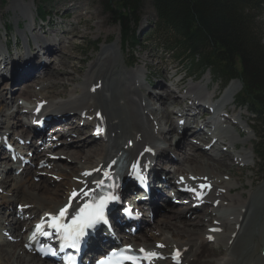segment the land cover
Instances as JSON below:
<instances>
[{
  "label": "bare ground",
  "instance_id": "6f19581e",
  "mask_svg": "<svg viewBox=\"0 0 264 264\" xmlns=\"http://www.w3.org/2000/svg\"><path fill=\"white\" fill-rule=\"evenodd\" d=\"M33 4L32 1L15 0L10 6L15 18L19 14L20 17H25L28 20L24 30H17L21 37L19 38L23 40V46L19 51L15 44V52L19 51L16 58L10 56L15 52H11L8 46L0 40V61H4L0 67L1 81L6 79L12 85L24 82L22 91L13 102L10 101L12 90L8 92L5 87L0 90V142L13 129L9 142H12L11 144L19 150L32 154L30 159L28 155L23 157V160L30 164V167L24 165L23 168V161L19 160L20 158L13 150L0 156V161H2L0 169L4 165L9 170L0 172V174L7 172L3 176L9 175L0 180V264H51L34 251V240L27 239L34 225L40 220L47 222L49 215H57L62 207L69 204V197L74 190L77 193H92L98 187L96 183L98 180L104 179L107 182L108 179H105L103 175L105 171L110 173L111 180L115 183L113 191L118 194L123 190L125 192L123 178L129 170L133 169L134 164L137 165V174L147 183L150 190V196L147 195L146 198L149 196L148 201L152 205L151 208L158 206V202H161L163 205H167L169 212L160 215L152 227L151 225L147 226V219L142 218V224L146 228H140L142 233L139 232L134 237H127L116 234L118 230L113 229L116 228L115 219H124L121 210L126 208L124 205L117 207L107 217L113 235L108 234L102 225L99 226L95 241L89 243V250L95 249L100 240L104 241V244L114 247L118 238H124L129 240L127 244L157 253L160 258L153 264H172L170 259L173 253L179 254L181 264H186L190 259H192L191 264H264V227H261L262 234L257 237L260 226L257 216L261 212L259 200H263L264 203L262 194L264 188L261 189L264 184L254 187V181L249 180V189H246L240 178L232 179V173L225 172L227 170L225 155L218 150V147L222 145L221 149L227 152L224 147L226 144L229 145L232 149H229L230 152L236 153V158L232 157V164L237 168L247 166L251 160V154L253 155V151L246 150V145L251 144L253 131H250L251 128L243 120L242 114H229L226 109L227 105L233 104L236 110L238 106L242 107L238 102L235 103V96L242 89L240 81L231 80L227 83L223 87L222 96L215 102L213 99L218 93L220 94V91L217 93V90L212 92L208 89L209 74L204 76L202 81L190 82L189 85H186L184 92H178L183 96L182 100H187V110L178 108L176 111L168 112L163 105L161 111L157 112L165 124L171 121V116L175 120L173 128L170 131H165L160 119L145 102L146 95L149 94H146L144 89L147 84L145 83L146 69L141 66L128 69L124 66L119 36H116L112 44L103 43L100 51L96 53V58H93L87 66L86 72L82 76H77L76 73H71L73 66L68 61L70 57L62 52L66 48L67 40L45 37L41 34V29L34 33L37 27L34 23ZM29 38L35 46H39L38 44L44 46L40 48L41 51L43 49L45 52L55 50L64 54L58 62L61 64L60 66L64 67L62 71L48 67L46 69L45 66L41 72L50 77L66 76V85H68L70 93L67 98H60L54 93L48 96L50 90L55 89V86L62 87L65 82L60 83L53 80L45 83L46 81L40 80L43 77L41 75H38L39 77L36 79L38 73L34 74L32 78L26 75H21L24 79L17 78L19 72L24 73L29 68L28 63L34 51L38 54L36 50L31 49ZM19 63H23V65L20 66ZM18 67L20 68L14 71ZM38 69L41 70V67ZM203 74L204 72L201 73V75ZM129 78H131V82ZM179 82L180 80L176 83ZM150 84L147 86L149 87ZM177 84L171 85L174 88V91L171 92H177ZM154 97L155 101L159 103L162 101L167 103L168 98L173 99L166 92L164 95L159 93ZM174 99L170 100L168 104L175 103L177 97ZM40 102L45 103V107L42 108L45 111L49 107L52 109L49 110L51 114L49 112L44 116L45 119H49V122L44 123L43 120L41 127L57 124L52 129L56 134L52 136L55 142L43 151L45 154L38 153L39 149L33 143L26 144V138L33 135L35 129L25 124L22 119V117H26L29 121L32 120L33 111ZM151 104L153 105V103ZM207 105L214 108L212 114H210ZM196 109L200 110L194 113ZM247 113L249 114L248 110ZM41 114L43 115V112L35 119L42 117ZM97 114H100L99 119H97ZM205 114L210 115L199 121L200 116ZM227 114L229 119L224 120V115ZM249 116L251 124L256 126L252 121V116L250 114ZM60 117H64V119L60 120ZM82 117L85 118L87 124L81 123ZM72 118L76 120L72 121ZM66 120H71V122L70 125L68 124L69 126H66L68 131L65 136L68 133H77L82 129L80 127L90 126L91 131H98V137L101 140L98 139L97 145L89 149H87L89 141L82 137L77 142L71 141L72 144L63 141L62 138L65 136L63 133H58V130L61 129V125L64 126L63 123L67 122ZM195 123L198 124L197 129L196 126H193L194 130L190 132L192 128L189 126L195 125ZM236 126H238V130H236ZM41 127L37 130H42ZM204 129L211 132L212 136L209 137L204 133ZM186 130H188L187 135L191 133L194 139L189 144L184 143ZM88 136L90 138L91 133ZM162 137L163 141L167 137L169 139L179 137L183 146L181 149L187 148L182 161H178V166L174 167L175 182L179 177L184 178V184H179L181 189L187 188L190 193L192 190L196 191L202 179H206L210 184L207 195L198 194L202 197V205L206 209L204 217L209 216L208 221L200 218L199 215H194L196 212L195 203L191 199H186L185 202L188 203L186 206L168 207L169 205L174 206L171 203L174 193L168 187L172 184L171 189H176V185L169 182L173 171L172 173L166 172L164 166L161 167L160 173L157 170H159L160 164L165 161H161L162 155L175 153L170 151V146L166 147L162 144ZM239 138L244 147L240 152L237 146ZM169 139L165 142L168 143ZM207 139H209L208 142ZM198 141L202 142V146L198 144L200 143ZM225 142L227 143L225 144ZM43 143H45L43 140L39 142V144ZM54 148L55 150H53ZM68 148H73V150H68ZM198 148L208 156L205 163L201 160V156L196 154ZM48 149H50V154L46 152ZM3 150L4 148L0 144V151ZM56 157L71 159L76 164L75 169H69L66 166V174L62 167L53 166V170H56L54 174L63 178L61 181L65 182L64 188L59 189L55 186L54 189H51L53 180L46 178H42L39 184H35L34 178L39 177L43 170H35L31 165L35 164L36 167L44 162L52 166L51 159L54 160ZM116 158L120 162H115V165L111 162ZM82 159H84L83 162H81ZM145 165L148 166L147 169H144ZM85 173H89V175H84ZM162 177L164 180L161 181ZM164 193L168 194L170 198L168 195L164 197ZM178 194L175 196L182 195ZM260 195H262V199L257 198ZM85 201H87V197L83 194L74 198L69 209V217ZM213 203H216V207H213ZM17 205L21 206L19 211L15 210ZM134 207L136 209V204ZM141 213L148 216L146 212ZM30 219H34V222L32 220L31 226L26 228ZM143 229L144 231H142ZM212 229L220 231L212 233ZM114 234L116 235L114 236ZM210 236L212 245L217 248L209 246ZM16 244L19 246L18 249ZM158 245H162V247H158ZM24 246L30 247L29 250H26ZM18 250L21 251V256L18 255Z\"/></svg>",
  "mask_w": 264,
  "mask_h": 264
},
{
  "label": "rangeland",
  "instance_id": "374dc122",
  "mask_svg": "<svg viewBox=\"0 0 264 264\" xmlns=\"http://www.w3.org/2000/svg\"><path fill=\"white\" fill-rule=\"evenodd\" d=\"M14 1L15 0H0V40H3V41H4L3 37H4V26L5 25L9 24L13 29V34L15 35V33L17 31L15 28L16 24H19V26H20L19 29H21V30H24L25 26L28 24V20L25 17L21 16L23 19L27 20V23L25 20V23L23 26V22L21 20L20 15L17 14V16H18L17 19L13 15L14 12L10 6L12 3H14ZM23 1L24 2L32 1V3H34L33 4L34 11H36L38 7H41L43 9L42 11L47 15L45 23L41 24L40 21H38L36 13H34L35 14L34 20H35L36 27L44 26L42 30H44L45 32L41 30L42 32H44V33L41 32V34H43L45 37L50 36V38H56L57 40L60 38L67 40V44L65 45L66 48L62 52L70 57L68 59V61L70 62L71 66H73L71 73L74 72L77 74V76H82L86 72L87 66L90 64V62L93 60V58H96V53H98L100 51V47L102 46L103 43H105L106 45L112 44L115 41L116 36H119V38L121 40V34H120L119 27L117 25L112 24L111 17L109 14H107V11H106V2L108 4H111V6L113 8V6L117 5L118 0H23ZM139 1H140V13H141L140 18H141V20H140V23L138 25L137 32H136V36L139 39V46L132 49L130 44L128 43L127 45L122 47L121 41H120V50H121L122 57L124 59V66L126 68L134 69L136 66H141V67H145V69H146L145 83H147V84L151 83L149 85V87L146 84V87L144 88L146 94L149 93L148 95H146V98H145V102L149 105V109H152V112L156 115H157L158 111H161L163 105H165L168 112H170L171 110H174V109H178V108L187 110V108H186L187 100H183L184 102H182L181 100H182L183 96L181 94H179L177 92H175V93L171 92L174 89L173 87H171V85L175 86V84H177L176 82H178L180 80V82L177 84L178 90H176V91L182 93L186 90V85H189L190 82L195 81L194 83H196L198 81H202L204 79V76H206L207 74H209V77H210V81L208 83V89L212 92L217 90V93L220 91V94L218 93L216 95V98L219 99L222 96L223 87H225L224 83L221 80H219L215 77L213 78L210 74V71H205L204 74L200 75V76H198L194 72L191 73L189 71L190 66H189L188 62H186L185 59H183V58H178V59L176 58V55L178 53L177 51L170 50L168 48L163 47V45H161L160 43H157L156 40H154V39H152V37H150V32L152 31V27L154 26V23L156 21L154 10L152 8V4H151L150 0H139ZM15 19H16V22H15ZM256 23L258 25H260V29H259L260 37L262 40V44L264 45V11H262L256 15ZM36 32H39V29H36L34 31V33H36ZM16 35H18V37H20L18 32ZM38 45L39 46L34 45V47L35 48L38 47L39 50H40V48L44 47L41 44H38ZM22 46H23V40H22ZM11 50H13V52H15L14 48H12ZM19 51L15 52V53H11L10 56L16 58L17 53ZM42 51L45 52L44 49ZM50 53H52V54H50ZM63 55L64 54H60V52H58V51L52 50L50 52L46 51L45 54L41 57L39 54L35 53V51H34V54L31 56L30 61L28 63L29 68L24 73L19 72L20 74L18 73L17 78L18 79H24V77H22L21 75H26L27 77L32 78L34 74L38 73L36 79L41 75V77L42 76L43 77L40 80L46 81L45 83H47L49 81H53V80H56L57 82H60V83L65 82V84L62 87L55 86V89L50 90V92H48L49 93L48 96H51L50 94L54 93L56 96H59L60 98H67V96L70 93L68 91L69 87H68V85H66V76L55 75L53 77H50L48 75L49 76L48 77L46 75H43V73H42L45 66H46V69L48 67V68H53L54 70L59 69L62 71L64 69V67L60 66L61 64L58 62ZM41 61L42 62L44 61L45 65L42 64ZM133 63H135V64H133ZM3 64H4V61H2V62L0 61V67H2ZM19 64H20V66L23 65V63H19ZM39 65L41 67V70L38 69V68H40V67H38ZM130 66L132 68H130ZM19 68L20 67H18L14 71H17ZM9 71H10V69H9ZM129 80L131 82V78H129ZM25 81H28V80H25ZM21 83L22 82H18L15 85H11V83H9V81H7L6 79L2 80V81L0 80V90L5 87L6 91H8V92L11 90L14 91V92L11 91L12 96L10 98V101L13 102L14 99L16 97H18L20 90H22V87H19L21 85ZM170 83H173V84L170 85ZM165 92L168 93L170 95V97L173 99L168 98L167 103H165L164 101H162L161 103L156 102L154 95L159 94V93L164 95ZM239 93H240V91L235 96V98H236L235 103L239 102L238 98H237V96H239ZM174 97H177L176 102L173 104H168V102L170 100H175ZM151 103H153V105ZM10 105H11V103H10ZM171 105H173V106H171ZM170 106H171V108L169 109ZM226 109L229 111V114H234V115L242 114L243 120L246 122V124L249 126V128H251L250 131L256 132V126H253L251 124V122H250L251 118H250L249 114L247 113L246 108L238 106V108L236 110V107L233 104V105H227ZM199 110L200 109H196L194 111V113H196ZM205 116L208 117L209 115L205 114ZM205 116H204V118H206ZM157 117L160 119L159 115H157ZM59 119L63 120L64 117H60ZM23 120L25 122L26 117ZM73 120H76V119L72 118V121ZM66 121L67 122L63 123L64 126L61 125V127H65V129H68V127H66V126L70 125L69 123L71 122V120H66ZM160 121L162 122L164 130L170 131L174 126L175 120L171 116V121L169 123L165 124L161 119H160ZM193 126H196V124L189 126V128H192V130L190 129V132L194 130ZM235 128H236V130H238V126H236ZM87 130H88L87 128L84 130L80 129L77 132L79 134V139L82 136V138L84 140L89 141V145L87 148V149H89L91 147H94V145H97L98 141L96 142L93 139H90L87 135V134H89L90 131H87ZM188 130H186V136L184 139V143H186V144H189V143L193 142V140H194L191 136V133L187 135ZM11 132H13V131L10 130V132H8V133L10 135H12ZM253 132H252V134H253ZM74 134H76V133H74ZM65 135H66V133L63 134V136H65ZM71 135L72 134H70L69 137H67V138H64V139L62 138L63 141H65L69 144H72L71 141H73V143L77 142L78 139L77 140L75 139V137H77V136H72V138H71ZM255 136L256 135H254V134H253V136H251V144L249 143L246 145V150H251L254 152L253 149H254V147H256V144H257V138ZM167 139H169V137H167L165 140H167ZM161 140L163 141V137L161 138ZM165 140L163 141L162 144L166 147L170 146V149H171L170 151H173L176 154V156L172 152L162 155L161 161H163V160H165V161L162 164H160L158 162V164H160L158 169L161 171V167L164 166V167H166V172L169 171L172 173V171H173V173H174V171H175L174 167L178 166V163H179L178 161H182V157L184 155V152H187V148L181 149V148H183V146L181 145V141L179 140V137H176L175 139H169L168 143H166ZM208 141H209V139H207V142ZM198 142H200V143H198ZM198 142L197 143L200 146H202V142L201 141H198ZM238 142H239V144L237 146H238V151L240 152V151H242V149L244 147L242 146V140L240 138L238 139ZM226 143L227 142H225V144ZM203 146H204V144H203ZM178 147H180V148H178ZM218 148H219L218 150H220V152L224 153V155H225V159H226L225 165L227 167V170L225 172H227V173L231 172L233 175L232 179L233 178H236V179L240 178L241 183L244 186H246L245 187L246 189H249V185H248L249 180L254 181V187H259V186H262L264 184V167L261 166V164H259V162L256 160V156H254V154L253 155L251 154V157H250L251 160L247 164V166H243L242 168L239 166L240 168H237L235 165L232 164V157H233V159H235L236 153L234 151H232L233 153L230 152V150H232L230 148V146L226 144V146L224 147L227 152H224L221 149L222 145ZM46 149H47V147H44L43 151H45ZM53 150H55V148ZM68 150H73V148H70V149L68 148ZM46 152H47V154H50L49 153L50 149H48ZM196 154L200 155L201 160L205 163L208 156L206 154L202 153L200 148H198L196 150ZM174 158L177 160V162ZM51 160L53 161L52 170L49 169V167H51V165L47 168L41 169V170H43L42 174H44L45 176L44 177L43 176L36 177V178H34L33 182L35 184H39L42 181V178H46L48 180L51 179V181L53 180L52 181L53 184L51 185V189H54L55 186L59 189H62V188H64L65 182L61 181L63 178L54 174L56 172V170H53V166L57 165L58 167H62L63 172L66 174V166L69 167V169H75L76 164L71 159H67L65 157H56V158H54V160L53 159H51ZM83 161H84V159H82L81 162H83ZM0 170H2V169H0ZM35 170H37V169L35 168ZM162 171H163V169H162ZM51 172H53V173H51ZM6 173L2 172L0 174V176H2V177H0V180L3 177L9 176V175L3 176ZM173 173L171 174V177H173V175H174ZM50 176H56V177L51 178ZM263 188L264 187H262L261 189H263ZM262 194L264 195L263 192H262ZM257 198L262 199V195L258 196ZM259 202H261V206H260L261 212L257 216V219H259V223H260L257 237L262 234L261 229L264 227V203H263V200H261V201L259 200ZM17 206H19V205H17ZM166 206L167 205L162 206L160 204L156 208L154 206L152 208V211H153L152 214H154V216L150 217V218L148 216H146V217L144 216V219H147L146 225L149 227L151 225V227H152L153 223L159 218L160 215H163L164 213L169 212V210L167 209ZM168 207L179 208L180 206L174 207V206L169 205ZM161 209H164L165 211H163ZM205 210H206L205 208H202L200 210H196V212H194V215L195 216L199 215L200 218L204 219L205 221H208L209 216L204 217V215L206 214ZM6 218H8V217H6ZM186 219L188 220L189 218L187 217ZM32 220L34 221V219H32ZM32 220L31 219L28 220V224L26 225V228L28 226H31L30 224H31ZM143 225L144 224H141V227L146 228ZM142 231H144V229ZM139 232L142 233L141 231H139ZM120 239H122V238H120ZM209 246H211L212 248H214V247L217 248V246L212 245L211 243H209ZM16 248L17 249L19 248L18 244H16ZM16 253H17V251H16ZM20 253H21V251L18 250L19 256L22 255V253L21 254ZM191 262H192V259H190V261L187 262L186 264H189V263L191 264Z\"/></svg>",
  "mask_w": 264,
  "mask_h": 264
},
{
  "label": "trees",
  "instance_id": "16d2710c",
  "mask_svg": "<svg viewBox=\"0 0 264 264\" xmlns=\"http://www.w3.org/2000/svg\"><path fill=\"white\" fill-rule=\"evenodd\" d=\"M156 21L150 37L177 51L190 72L210 71L224 84L239 80L238 104L256 125L255 156L264 167V45L256 15L264 0H150ZM106 11L121 32L122 46H139L136 31L141 20L139 0L106 2ZM41 13V9L39 10Z\"/></svg>",
  "mask_w": 264,
  "mask_h": 264
},
{
  "label": "snow or ice",
  "instance_id": "6c2138e0",
  "mask_svg": "<svg viewBox=\"0 0 264 264\" xmlns=\"http://www.w3.org/2000/svg\"><path fill=\"white\" fill-rule=\"evenodd\" d=\"M136 168L137 165L134 164L133 169L135 170ZM84 175H89V173H85ZM103 175L105 179H111V175L107 171H105ZM96 183L98 186H104L105 180L101 179ZM108 187L112 188L113 185L109 184ZM80 194H83L86 197L90 196V199L88 202L84 203L83 206L79 207L78 211H76L74 215H71L70 221H66L65 218L69 216L71 202ZM117 200L118 197L110 192L101 194L100 196H95L89 192L77 193L74 190L69 197V204L65 207H62L57 215H49L46 226L51 228L61 238V249H63L65 246L77 249L79 247L80 240L86 234L87 229L94 228L97 224L102 222H107L104 217L105 209L110 202ZM45 223L46 222L42 220L40 224H37L36 231L40 232L45 227ZM42 234L48 235L47 232H42ZM158 247H162V245H158ZM128 250L129 249L126 248L125 250H122V252H126ZM140 251L144 253L143 258L148 260L150 264L153 259L160 258L155 252H145L144 249H141ZM52 254L55 255L54 252ZM116 255L117 253L115 252L111 253L109 257L98 261V264H121L120 261H114L112 259ZM67 259L69 264H76L74 256H70ZM122 260H128L131 261V264H137V258L133 256L122 255Z\"/></svg>",
  "mask_w": 264,
  "mask_h": 264
}]
</instances>
